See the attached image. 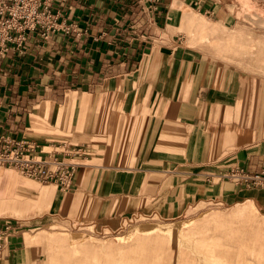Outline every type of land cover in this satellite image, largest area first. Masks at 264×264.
I'll list each match as a JSON object with an SVG mask.
<instances>
[{
  "label": "crops",
  "instance_id": "obj_1",
  "mask_svg": "<svg viewBox=\"0 0 264 264\" xmlns=\"http://www.w3.org/2000/svg\"><path fill=\"white\" fill-rule=\"evenodd\" d=\"M55 8L74 30L28 33L22 52L0 55V143L26 138L39 150L70 140L102 151L95 195L185 191L207 200L247 191L215 174L264 166V5L64 0ZM196 16L207 31L185 33ZM43 221L15 222L1 264H46Z\"/></svg>",
  "mask_w": 264,
  "mask_h": 264
},
{
  "label": "rangeland",
  "instance_id": "obj_2",
  "mask_svg": "<svg viewBox=\"0 0 264 264\" xmlns=\"http://www.w3.org/2000/svg\"><path fill=\"white\" fill-rule=\"evenodd\" d=\"M252 1L264 5V0ZM207 21L196 16L186 22L184 31L189 33V28L197 26V32L204 34ZM205 38L202 35V39ZM244 132L246 136L249 133ZM49 149L44 147L43 150ZM133 149L135 152L136 148ZM101 152L86 149L85 156L76 158L80 164L68 188L38 182L12 167L0 166V199L11 197L30 204L28 209L19 212L12 208L0 210V220L15 223L44 218L43 224L37 225H42L40 230L48 228L46 237L50 240V250L46 264H117L121 258L134 264H149L153 257V264L155 261V264H182L180 257L184 254L196 256L198 261L203 243L211 247L215 243L220 245V254L226 261L233 262L236 255H240L250 264H259L255 256L259 246L255 240L264 243L263 190L247 188L246 192L236 190L234 195L207 200L199 199L196 194L186 195L184 190L181 195L137 194L129 199L106 195V192L95 195L90 191H97L101 180L97 174L100 171L95 169L102 165L96 157V153ZM105 172L107 178L110 170L105 169ZM215 176V180L221 179L217 173ZM27 182L50 188L42 205L36 204L37 189H27ZM247 199L252 201V206L243 214L231 212L243 202H249ZM251 246L254 254L248 251Z\"/></svg>",
  "mask_w": 264,
  "mask_h": 264
},
{
  "label": "built area",
  "instance_id": "obj_3",
  "mask_svg": "<svg viewBox=\"0 0 264 264\" xmlns=\"http://www.w3.org/2000/svg\"><path fill=\"white\" fill-rule=\"evenodd\" d=\"M61 1L64 0H0V55L12 48L22 52L28 33L46 39L58 31L74 30V24L63 20L60 10L55 8ZM36 148L26 138L4 136L0 143V166L12 167L38 182L68 188L80 164L76 158L85 156V149L69 141L49 150ZM217 174L238 188H264V166L257 171L231 166ZM14 228V222L0 223V264Z\"/></svg>",
  "mask_w": 264,
  "mask_h": 264
},
{
  "label": "bare ground",
  "instance_id": "obj_4",
  "mask_svg": "<svg viewBox=\"0 0 264 264\" xmlns=\"http://www.w3.org/2000/svg\"><path fill=\"white\" fill-rule=\"evenodd\" d=\"M177 5V4H176ZM183 10H188V8L186 6H182ZM161 107V105H160ZM159 111V110H158ZM50 116V115H49ZM55 119V118H54ZM37 120V119H36ZM82 173V171L78 172V177L79 175ZM29 186H27V189H37V193H38V197L36 200V204L38 205H42L48 198V194L50 193V188L48 187V185H44L43 187H38V185H35L32 182H27ZM33 193V192H32ZM50 196V195H49ZM27 198V197H26ZM249 200V199H247ZM26 201V200H25ZM31 201V200H30ZM29 202V201H28ZM28 202H22L19 199L16 198H2L0 199V210H4L7 211L8 209L12 208L15 212H19L21 210H26L29 208L30 204ZM32 202V201H31ZM32 205V204H31ZM252 206V201L249 200L246 202H243L241 205L235 207L231 212L234 213L235 215L238 214H243L245 212V210H247L248 208H250ZM256 242H258V251L255 253V256L258 257V263L262 264V258L264 257L263 251H264V243L258 239L255 240ZM197 244V243H196ZM94 245V244H93ZM95 246L97 247L98 244L95 243ZM220 245L218 244H214L212 247L209 244H202L200 246V253L198 255V261L195 260L196 256H189L187 254H184V256L180 257V263L182 264H232L234 262V264H250L247 261H245V259L243 258V256L240 255H236V258L234 259L233 262H229L223 259V255L220 254ZM123 251V249H120L119 251ZM248 251L252 254H254V247L251 246L249 247ZM154 252V251H153ZM142 253V252H141ZM160 254V253H159ZM163 254V253H162ZM103 255V254H102ZM101 255V256H102ZM149 255V254H148ZM146 255V257L148 258L149 256ZM152 255V253H151ZM154 255V254H153ZM172 255V254H171ZM129 256V255H128ZM156 256V255H155ZM159 255H157L158 257ZM166 256V255H165ZM164 256V257H165ZM170 256V254H169ZM118 257V256H117ZM136 257V256H135ZM140 257V256H138ZM153 257V256H152ZM151 257V258H152ZM160 257V256H159ZM167 257V256H166ZM121 258V257H120ZM127 258V257H126ZM129 258V257H128ZM144 258V257H142ZM141 258V259H142ZM146 258V259H147ZM156 258V257H155ZM150 259V258H149ZM148 259V260H149ZM165 259V258H164ZM145 260V259H144ZM154 260V257H153ZM153 260L150 259V263L149 264H153ZM157 260V259H156ZM160 260V259H158ZM140 262V261H139ZM178 262V261H177ZM156 263V261L154 262V264ZM117 264H134V262L126 260L121 258L119 261H117ZM159 264V263H158Z\"/></svg>",
  "mask_w": 264,
  "mask_h": 264
}]
</instances>
